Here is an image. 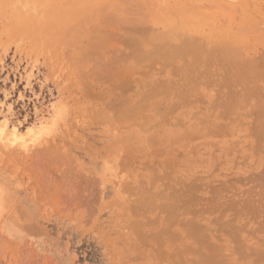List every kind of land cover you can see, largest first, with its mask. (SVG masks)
<instances>
[{"label": "rangeland", "instance_id": "374dc122", "mask_svg": "<svg viewBox=\"0 0 264 264\" xmlns=\"http://www.w3.org/2000/svg\"><path fill=\"white\" fill-rule=\"evenodd\" d=\"M263 49L264 0H0V264H264Z\"/></svg>", "mask_w": 264, "mask_h": 264}, {"label": "bare ground", "instance_id": "6f19581e", "mask_svg": "<svg viewBox=\"0 0 264 264\" xmlns=\"http://www.w3.org/2000/svg\"><path fill=\"white\" fill-rule=\"evenodd\" d=\"M126 1H129V0H126ZM140 2H141V1H140ZM125 3H126V2H125ZM146 3H147V2H146ZM142 4H143V3H142ZM103 5H104V3H103ZM147 6H148V5H147ZM209 7H210V6H209ZM102 8H103V7H102ZM117 8H118V7H117ZM117 8H116V9H117ZM148 8H149V6H148ZM188 10H189V9H188ZM188 10H187V11H188ZM111 13H112V12H111ZM109 14H110V13H109ZM112 14H113V13H112ZM175 14H176V13H175ZM204 14H205V13H204ZM205 15L207 16V14H205ZM221 20L223 21L224 19H221ZM225 20H226V19H225ZM115 21H116V20H115ZM199 21H200V20H199ZM202 21H203V20L201 19V22H202ZM208 21H209V20H208ZM208 21H207V22H208ZM197 22H198V19H197ZM176 23H177V22H176ZM194 23H196V21H195ZM209 23H210V22H209ZM122 25H123V24H122ZM221 25H222V24H221ZM179 26H180V25H179ZM208 26H209V25H208ZM210 26H211V25H210ZM126 27H128V26H126ZM175 27H177V26H175ZM180 28H181L182 30H181ZM180 28L178 27L179 30H177V32H178V31H179V32L182 31V32L184 33L185 30L182 28V26H180ZM244 28H245V27H244ZM171 29H173V28H171ZM257 29H258V28H257ZM257 29H256V30H257ZM220 30H221V28H220ZM241 30H242V29H241ZM168 31H169V29H168ZM170 31H171V30H170ZM212 31H213V26H212ZM254 31H255V30H254ZM171 32H174V30H172ZM171 32H170V34H171ZM228 32H229V31H228ZM161 33H162V34H160V35L163 36V32H161ZM165 33H166V32H165ZM185 33H186V32H185ZM212 33H213V32H212ZM95 34H96V33H95ZM105 34H106V33H105ZM107 34H108V33H107ZM142 34H144V33H142ZM181 34H182V33H181ZM186 34H187V33H186ZM220 34L222 35V33H220ZM93 35H94V34H93ZM128 35H129V34H128ZM128 35H126V38H127ZM175 35H176V34H175ZM218 35H219V34H218ZM221 35H220V36H221ZM112 36H113V37H112ZM112 36H111L112 38H114V39L116 38L115 35H112ZM169 36H170V35H168V33H167V36H166V37H169ZM176 36H177V35H176ZM220 36H219V37H220ZM109 37H110V36H109ZM166 37H164V38H166ZM178 37H179V39L181 38V37H180V34H179ZM186 37L188 38V40L186 39L187 42L185 41L186 44H187V46H189V44H191V43L195 45V43H193V41H190V40H192V39H189L188 36H186ZM186 37H185V38H186ZM213 37H214V36H213ZM215 37H216V36H215ZM215 37H214V38H215ZM228 37H229V36H228ZM185 38H184V39H185ZM116 39H118V37H117ZM120 39H121V37H120ZM132 39H133V38H132ZM181 39H182V38H181ZM218 39H219V38H218ZM221 39H222V38H221ZM228 39H229V38H228ZM231 39H232V38H231ZM164 40L166 41V39H164ZM168 40H169V39H167V41H168ZM193 40H195V42H196V39H193ZM215 40H217V38H216ZM219 40H220V39H219ZM222 40H223V39H222ZM233 40H234V39H233ZM181 41H182V40H181ZM181 41H180V42H181ZM183 41H184V40H183ZM183 41H182V42H183ZM229 41H230V40H229ZM99 42H100V41H99ZM180 42H179V44H181ZM190 42H191V43H190ZM215 42H216V41H215ZM215 42H214V43H215ZM83 43H84V42H83ZM139 43H140V42H139ZM167 43H168V42H167ZM222 43H223V41H222ZM99 44H100V43H99ZM104 44H105V43H104ZM140 44H141V43H140ZM179 44H178V45H179ZM183 44H184V43H183ZM186 44H184V46H185ZM217 44H218V42H217ZM220 44H221V43H220ZM223 44H226V42L223 43ZM228 44H229V43H228ZM231 44H232V42H231ZM107 45H108V44H107ZM194 45H192V46H194ZM196 45H197V44H196ZM200 45H201V43H200ZM200 45H198V47H197L198 49H199ZM202 45H203V44H202ZM202 45H201V47H204V46H202ZM211 45H212V44H211ZM213 45H215V44H213ZM218 45H219V44H218ZM83 46H84V45H83ZM120 46H121V45H120ZM179 46H181V45H179ZM182 46H183V45H182ZM223 46H226V45H223ZM106 47H107V46H106ZM106 47H105V45H103V48L106 49ZM201 47H200V48H201ZM216 47H217V46H216ZM235 47H238V46H235ZM123 48H124V47H123ZM125 48H126V47H125ZM128 48H129V47H128ZM186 48H189V47H186ZM191 48H192V47H191ZM197 48H196V50H197ZM209 48H210V47H209ZM209 48H208V49H209ZM233 48H234V47H233ZM238 48H239V47H238ZM107 49H108V48H107ZM116 49H118V47H117ZM120 49H121V48H120ZM120 49H119V50H120ZM184 49H185V48H184ZM202 49H203V48H202ZM205 49H206V48H205ZM208 49H207V50H208ZM218 49H219V48H218ZM223 49H224V48H223ZM239 49H240V48H239ZM109 50H110V49H108L107 51H109ZM139 50H140V49H139ZM189 50H192V49H189ZM101 51L103 52L104 49H102ZM107 51H106V52H107ZM114 51H116V50L114 49ZM120 51H121V50H120ZM123 51H124V49H123ZM127 51H128V50H127ZM133 51H134V50H133ZM146 51H147V50H146ZM197 51H198V50H197ZM203 51H204V50H203ZM235 51H236V50H235ZM260 51H261V50H260ZM263 51H264V49H263ZM263 51H262V53H263ZM110 52L115 53V52H113V51H109V52L106 53V54L108 55ZM136 52H137V51H136ZM181 52H182V50H181ZM184 52H185V51H184ZM223 52H224V51H223ZM119 53H120V52H119ZM126 53H127V52H126ZM203 53H204V52H203ZM221 53H222V52H221ZM239 53L242 55L241 51H240ZM262 53H261V54H262ZM135 54H136V53H135ZM150 54H151V53H150ZM152 54H153V53H152ZM189 54H190V53H189ZM234 54H236V53H234ZM82 55H84V54H82ZM86 55L88 56V54H86ZM103 55H104V54H103ZM103 55H102V57H103ZM113 55H114V54H113ZM117 55H118V54H117ZM124 55H125V54H124ZM139 55H140V53H139ZM182 55H183V54H182ZM185 55H186V54H185ZM190 55H191V59H194V58H192V54H190ZM197 55H199V54H197ZM222 55H223V54H222ZM262 55H264V54H262ZM87 56H86V58H87ZM89 56H90V54H89ZM91 56H92V54H91ZM108 56H109V55H108ZM114 56H116V55H114ZM143 56H144V55H143ZM143 56H142V57H143ZM150 56H151V55H149L148 57H150ZM159 56H160V55H159ZM162 56H163V55H162ZM110 57H111V54H110ZM110 57H109V58H110ZM144 57H145V56H144ZM164 57H165V55H164ZM181 57H182V56H181ZM185 57H186V56H183L182 58L184 59ZM208 57H209V56H208ZM213 57H214V56H213ZM222 57H223V56H222ZM222 57H221V58H222ZM227 57H228V56H227ZM227 57H226V58H227ZM234 57L237 59V56H234ZM239 57H240V56H239ZM239 57H238V59H239ZM258 57H259V54H258ZM94 58H96V57H94ZM134 58H136V57H134ZM161 58H162V57H161ZM204 58H205V57H204ZM206 58H207V55H206ZM260 58H261V57H260ZM90 59H92L91 61H93V56H92ZM90 59H89V60H90ZM112 59H113V58H112ZM112 59L110 58L109 60H112ZM146 59H147V58H146ZM213 59H214V58H213ZM215 59H216V58H215ZM238 59H237V60H238ZM242 59H243V58H242ZM250 59H251V58H250ZM72 60H73V59H72ZM74 60H75V59H74ZM78 60H80V59H78ZM89 60H88V61H89ZM95 60L98 61V59H95ZM95 60H94V61H95ZM109 60H107V61H109ZM113 60H114V59H113ZM118 60H119V59H118ZM139 60H140V59H139ZM152 60H153V59H151V61H152ZM154 60H155V59H154ZM194 60H195V59H194ZM197 60H198V58H197ZM208 60H209V58H208L206 61L208 62ZM258 60H259V59H258ZM260 60H264L263 57H262ZM81 61H82L83 63H85V62H84L85 60L83 61V59H82ZM125 61H126V60H125ZM149 61H150V60H149ZM185 61H186V60H185ZM206 61H205V62H206ZM211 61H212V59H211ZM221 61H222V60H221ZM223 61L226 63V59L223 60ZM232 61H233V60H231V62H232ZM240 61H241V60H240ZM244 61H245V60H243V62H244ZM247 61H248V59L246 60V62H247ZM251 61H252V60H251ZM255 61H256V59H255ZM110 62H111V61H109V63H108V64L106 63V64L109 66ZM156 62H158V61H156ZM156 62H154V63H156ZM190 62H191V61H189V63H190ZM192 62H194V61L192 60ZM192 62H191V63H192ZM212 62H213V61H212ZM217 62H218V61H217ZM217 62H216V63H217ZM233 62H234V61H233ZM235 62H236V61H235ZM241 62H242V61H241ZM249 62H250V61H249ZM261 62H262V61H261ZM98 63H99V61L97 62V64H98ZM159 63H160V61H159ZM183 63H184V62H183ZM216 63H215V64H216ZM219 63H220V62H219ZM239 63H240V62H239ZM244 63H245V62H244ZM253 63H254V62H253ZM262 63H263V62H262ZM104 64H105V63H104ZM124 64H125V63H124ZM142 64H143V63H142ZM236 64H238V63H236ZM240 64H241V63H240ZM240 64H239V65H240ZM242 64H243V63H242ZM242 64H241V65H242ZM254 64H255V66H254L255 68H257V67L259 68V66L256 67V64L258 65L257 62L254 63ZM98 65H99V64H98ZM107 65H106V66H107ZM134 65H135V64H134ZM139 65H140V64H139ZM153 65H154V64H153ZM224 65H225V64H224ZM245 65H246V63H245ZM245 65H244V66H245ZM248 65H249V64H248ZM250 65H252V64H250ZM263 65H264V64H263ZM103 66H104V65H103ZM158 66H159V64H158ZM193 66L195 67V65H193ZM205 66H206V65H205ZM210 66H211V65H210ZM261 66H262V65H261ZM113 67H114V66H113ZM180 67H181V66H180ZM182 67H184V66L182 65ZM191 67H192V66H191ZM94 68H95V67H93V69H94ZM157 68L159 69V68H162V67H157ZM187 68H188V67H187ZM192 68H193V67H192ZM201 68H202V67H200V69H201ZM205 68H206V67H205ZM211 68H213V66H212ZM220 68H221V67H220ZM220 68H219V69H220ZM255 68H253V69L255 70ZM95 69H97V68H95ZM98 69H100V68H98ZM111 69H112V66H111ZM181 69H182V68H181ZM200 69H199V70H200ZM202 69H203V68H202ZM215 69H217V68H215ZM237 69H239V68H237ZM242 69H243V68H242ZM245 69H247V68H245ZM260 69H261V68H260ZM81 70H82V67H81ZM105 70H106V69H105ZM108 70H109V69H108ZM161 70H162V69H161ZM196 70H197V69H196ZM221 70H222V68H221ZM239 70H240V69H239ZM261 70H264V68L261 69ZM79 71H80V69H79ZM123 71H124V70H123ZM125 71H126V70H125ZM163 71H164V70H163ZM189 71H190V70H189ZM197 71H198V70H197ZM209 71H210V70H209ZM213 71H214V70H213ZM240 71H241V70H240ZM248 71H249V69H248ZM255 71L258 72V69L255 70ZM80 72H81V71H80ZM94 72H95V71H93V73H94ZM96 72H97V73H100L98 70H97ZM106 72H107V71H106ZM110 72H111V71H110ZM110 72H109V73H110ZM114 72H115V70H114ZM159 72H160V71H159ZM173 72H174V71H173ZM187 72H188V71H187ZM190 72H191V71H190ZM198 72H199V71H198ZM222 72H224V71H222ZM243 72H244V71H243ZM245 72H246V70H245ZM260 72H261V71H260ZM260 72H258V75H259V76H260ZM81 73H82V72H81ZM93 73H92V75H93ZM97 73H95V74L97 75ZM109 73H107V74L105 73L106 75H105V74H103V75L107 76V75H109ZM111 73H113V72H111ZM162 73H163V72H162ZM191 73H192V72H191ZM215 73H216V72H214V74H215ZM218 73H219V72H218ZM263 73H264V72H263ZM82 74H83V73H82ZM100 74H101V73H100ZM207 74H208V73H207ZM209 74H210V73H209ZM240 74H241V73H239L238 75L241 76ZM78 75L80 76L79 79L81 80V76H82V75H80V73H79V74H76V77H77ZM184 75H185V74H184ZM201 75H202V74H201ZM211 75H212V74H211ZM258 75H257V76H258ZM262 75H263V74H262ZM79 76H78V77H79ZM93 76H95V75H93ZM98 76H102V74H101V75H98ZM98 76H97V78H98ZM105 76H104V78H106ZM109 76H112V74L109 75ZM186 76H187V74L185 75V77H186ZM198 76H199V75H198ZM215 76H216V75H214L213 77H215ZM218 76H219V75H218ZM246 76H247V75H246ZM246 76H244V77H246ZM252 76H253V75H252ZM78 77H77V78H78ZM190 77H191V76H190ZM193 77H194V75H193ZM203 77H204V76H203ZM205 77H206V76H205ZM210 77H211V76H209V77H207V78H209V80L212 82V80L210 79ZM216 77H217V76H216ZM249 77H250V75H249ZM84 78H85V77L83 76V79H84ZM104 78H101V79H104ZM188 78H189V77H188ZM261 78H262V77H261ZM83 79H82V81H83ZM101 79H100V80H101ZM159 79H160V78H159ZM177 79H178V78H177ZM184 79H185V78H184ZM189 79H190V78H189ZM194 79H195V77H194ZM199 79H200V78H199ZM224 79H225V78H224ZM224 79H223V80H224ZM255 79H256V78H255ZM257 79H258V77H257ZM178 80H180V79H178ZM185 80H186V79H185ZM192 80H193V78H192ZM209 80H208V81H209ZM165 81H166V80H165ZM261 81H262V79H261ZM174 82H175V81H174ZM177 82H179V81H177ZM200 82H202V81H200ZM224 82H225V81H224ZM262 82H263V85H264V81H262ZM86 83H88V82H86ZM160 83H161V82H160ZM182 83H183V81H182ZM204 83H205V82H204ZM206 83H207V82H206ZM206 83H205V85H206ZM80 84H81V83H80ZM167 84H169L168 81H167ZM179 84H180V82H179ZM212 84H213V83H212ZM78 85H79V84H78ZM81 85H82V84H81ZM113 85H114V84H113ZM123 85H124V84H123ZM123 85H122L121 89L123 88ZM139 85H140V84H139ZM149 85H150V84H149ZM153 85H155V84H153ZM156 85H159V84H156ZM164 85H165V84H164ZM207 85H209V84H207ZM207 85H206V86H207ZM255 85H257V84H255ZM82 86H83V85H82ZM137 86H138V84H137ZM140 86H141V85H140ZM140 86H139V87H140ZM168 86H169V85H168ZM176 86H178V84H176ZM83 87H84V86H83ZM117 87H118V86H117ZM161 87H162V86H161ZM178 87H180V86H178ZM190 87H191V86H190ZM211 87H212V86H211ZM255 87H256V86H254V88H255ZM80 88L83 89L82 87H80ZM84 88H86V87H84ZM127 88H128V86H127ZM127 88H124V91H126ZM153 88H154V87H153ZM170 88H171V86H170ZM194 88H195V87H194ZM194 88H193V91L195 90ZM213 88L215 89V87H213ZM219 88H220V87H219ZM262 88H263V87H262ZM77 89H78V88H77ZM121 89H120V90H121ZM125 89H126V90H125ZM145 89H146V88H145ZM148 89H149V88H148ZM176 89H177V88H176ZM151 90H152V89H151ZM166 90H167V89H166ZM169 90H170V89H169ZM191 90H192V89H191ZM217 90H218V89H217ZM219 90H220V89H219ZM122 91H123V90H122ZM144 91H148V90L146 89V90H144ZM160 91H161V90H160ZM164 91H165V89H164ZM176 91L178 92V90H175V91H173V93H175ZM85 92H86V91H85ZM142 92H143V91H142ZM148 92H151V91H148ZM148 92H147V94H148ZM256 92H257V91H256ZM81 93H82V92H81ZM86 93L88 94V92H86ZM151 93H152V92H151ZM223 93H224V90H223ZM225 93H226V92H225ZM227 93H228V91H227ZM257 93H258V95H257L255 101L253 102V105H254V106H258V105L262 102L261 100L264 99V89H263V90L261 89V91H259V92H257ZM89 94H90V93H89ZM115 94H116V93H115ZM122 94H123V93H122ZM214 94H215V93H214ZM112 95H114V94H112ZM140 95H141V94H140ZM179 95H180V94H179ZM186 95H187V94H186ZM225 95H227V94H225ZM146 96H147V95H146ZM223 96H224V95H223ZM105 97H106V96H105ZM179 97H180V96H179ZM214 97H215V96H214ZM214 97H213V98H214ZM221 97H222V96H221ZM121 98H122V97H121ZM124 98H125V97H124ZM128 98H129V97H128ZM136 98H137V97H136ZM138 98H139V97H138ZM140 98H141V97H140ZM177 99H179V98H177ZM186 99H187V98H186ZM114 100H115V99H114ZM116 100H117V99H116ZM119 100H121V99L119 98ZM215 100H216V99H215ZM220 100H221V99H220ZM144 101H145V98H144ZM178 101H180V100H178ZM226 101H227V100H226ZM127 102H128V101H127ZM217 102H218V101H217ZM222 102H223V101H222ZM227 102H228V101H227ZM121 103H122V102H121ZM180 103H181V101H180ZM210 103H211V102H210ZM119 104H120V103H119ZM119 104H118V105H119ZM220 104H221V103H219L218 105L220 106ZM225 104L227 105L228 103L225 102ZM123 105H124V104H123ZM126 105H127V107L129 108V105H128L127 103H126ZM210 105H211V104H210ZM214 105H215V104H214ZM232 105H233V104H232ZM232 105H231V106H232ZM234 105H235V104H234ZM46 106H47V105H46ZM124 106H125V105H124ZM211 106H212V105H211ZM239 106H240V105H239ZM239 106H238V107H239ZM44 107H45V106H44ZM221 107H222V105L220 106V108H221ZM226 107H229V106H226ZM235 107H236V106H235ZM235 107H234V108H235ZM128 108H127V109H128ZM215 108H216V107H215ZM232 108H233V107H232ZM125 109H126V108H125ZM131 109H132V108H131ZM211 109H212V108H211ZM226 110H228V109H226ZM231 111H234V110H231ZM239 112H240V111H239ZM252 112H253V111H252ZM231 113H232V112H231ZM237 113H238V112H237ZM241 113H242V112H241ZM229 114H230V113H229ZM249 114H251V113H249ZM125 115H126V114H125ZM127 115H128V114H127ZM127 115H126V116H127ZM253 115H254V113H253ZM121 116H123V115H121ZM128 116H129V115H128ZM247 116H248V115H247ZM255 117H256V120L258 119V121H262V120H264V114H262V115H260V116L258 115V116H255ZM263 129H264V128H263ZM258 131H259V130H258ZM262 132H263V133H262ZM262 132L260 131V134H264V131H262ZM260 134H259V136H262V135H260ZM127 135H128V134H127ZM263 136H264V135H263ZM262 139L264 140V138H261L260 140H262ZM125 141H126V140H125ZM127 143H129V142L127 141ZM8 149H9V148H8ZM8 149H7V150L5 149V150H6V153H7V151H9ZM11 150H12V149H11ZM18 150H19V149H18ZM46 150L48 151V148H47ZM263 150H264V149H263ZM2 151H4V150H2ZM14 151H17V149H15ZM14 151H13V152H14ZM31 151H32V150H31ZM49 151H50V149H49ZM11 152H12V151H11ZM21 152H22V151H21ZM32 152H33V151H32ZM3 153H4V152H3ZM15 153H16V152H14V154H15ZM17 153H19V151H18ZM17 153H16L15 155H17ZM36 153H39V152L36 151ZM7 154H8V153H7ZM9 154H10V151H9ZM9 154H8V155H9ZM11 154H13V153H11ZM39 154H40V153H39ZM24 155H25V154H24ZM34 155L36 156V154H34ZM37 155H38V154H37ZM13 156H14V155H13ZM17 156H18L19 158L21 157V156H19V155H17ZM22 156H23V155H22ZM25 158H26V157H25ZM18 160H19V159H18ZM23 160H24V159H23ZM26 161H27V160H26ZM28 163H29V162H28ZM25 164H26V163H25ZM259 166H260V165H259ZM262 170H263V169H262ZM263 171H264V170H263ZM262 174H263V173H262ZM263 175H264V174H263ZM247 177H248V176H247ZM256 180H258V179H256ZM259 180H260V179H259ZM240 181H241V180H240ZM256 183H257V182H256ZM259 185H260V184H259ZM260 187H261V186H260ZM259 189H260V188H259ZM263 189H264V187H263ZM253 190H254V189H253ZM74 191H75V190H74ZM183 191L185 192V190H183ZM76 192H77V191H76ZM191 192H193V191H191ZM251 192H252V190H251ZM74 193H75V192H74ZM181 193H183V192H181ZM185 193H186V192H185ZM188 193H189V191H188ZM77 194H78V193H76V195H77ZM183 195H184V194H183ZM190 195H191V194H190ZM190 195H189V196H190ZM212 195H213V194H212ZM256 195H257V194H256ZM193 196H194V194H193ZM193 196H192V199L190 198L191 200L188 199V202H189V201L191 202V201L194 200V199H193V198H194ZM213 196H214V195H213ZM249 196H250V195H249ZM261 196H262V195H261ZM69 197H70V196H69ZM182 197H183V196H182ZM187 198H188V197H187ZM218 198H219V196H218ZM251 198H252V197H251ZM251 198H250V199H251ZM257 198H258V197H257ZM260 198H261V197H260ZM262 198H263V197H262ZM82 199H83V198H82ZM82 199H81V201H82ZM172 199H173V198H172ZM220 199H221V198H220ZM176 200H178V199H177V196H176ZM180 200H181V197H180ZM184 200H185V199H184ZM224 200H225V199H224ZM248 200H249V199H248ZM79 201H80V200H79ZM170 201H171V200H170ZM194 201H196V200H194ZM179 202H180V201H179ZM181 202H182V201H181ZM215 202H216V201H215ZM177 203H178V202H177ZM191 203H192V202H191ZM246 203H247V202H246ZM170 204H171V203H170ZM248 204H251V203L249 202ZM248 204H247V205H248ZM178 205H180L179 208L182 207L181 204H178ZM189 205H191V204H189ZM210 205H211V204H210ZM252 205H253V204H252ZM1 206H2V205H1ZM253 206H254V205H253ZM255 206H256V205H255ZM189 207H190V206H189ZM191 207H192V205H191ZM171 208H172V207H171ZM184 208H185V206H184ZM184 208H183V209H184ZM183 209H180V212H182ZM187 209H188V208H187ZM193 209H194V208H193ZM223 209H224V208H223ZM253 209H254V208H253ZM175 210H177V208H175ZM175 210L173 211V213L176 212ZM185 210H186V209H185ZM185 210H184V211H185ZM188 210H189V209H188ZM16 211H17V210H16ZM178 211H179V210H178ZM191 211H192V210H191ZM193 211H194V210H193ZM193 211H192V212H193ZM17 212H18V211H17ZM186 212H188V211L186 210ZM192 212H191V213H192ZM169 213H170V212H169ZM188 213H189V212H188ZM177 215H178V213H177ZM177 215H176L175 217H178ZM194 215H196V213H195ZM190 219H192V218H190ZM185 221H187V220H185ZM197 221H198V220H197ZM187 222H188V221H187ZM225 222H226V221H225ZM190 223H191V220H190ZM194 223H195V222H194ZM198 223H199V222H198ZM195 224H196V223H195ZM226 224H227V223H226ZM191 225H192V224H191ZM230 225H231V224H230ZM230 225H229V226H230ZM189 226H190V224H189ZM195 226H196V228H197L198 226H200V223H199V225H198V224L194 225V227H195ZM229 226H228V227H229ZM192 227H193V226H192ZM192 227H191V228H192ZM191 228H190V229H191ZM196 228H195V229H196ZM200 228H201V227H200ZM187 230H188V229H187ZM188 232H189V231H188ZM195 232H197V231L195 230ZM204 232H205V234H206V231H204ZM204 232H203V233H204ZM196 234H197V233H196ZM196 234H195V235H196ZM198 235H199V234H198ZM200 235H201V234H200ZM202 235H203V234H202ZM186 236H187V235H186ZM196 236H197V235H196ZM198 237H199V236H198ZM201 238H202V237H201ZM193 239H194V238H193ZM194 240H195V239H194ZM197 240H198V239H197ZM206 241H207V240H206ZM206 245H207V244H206ZM204 246H205V245H204ZM215 246H216V243H215ZM218 246H219V245H218ZM213 247H214V246H213ZM216 247H217V246H216ZM214 249H216V248H214ZM207 251H208V250H207ZM216 251H217V250H215V252H216ZM212 252H213V251H212ZM208 254H209V253H208ZM211 254H212V253H211ZM206 255H207V254H206ZM214 256L217 257L218 255L215 254ZM211 257L214 258L213 256H211ZM228 258H229V257H228ZM223 259H224V258H223ZM207 260H208V259H207ZM210 260H211V259H210ZM213 260H214V259H213ZM224 260H225V259H224ZM212 262H213V261H212ZM218 262H219V261H218ZM221 262H223V260H222ZM221 262H220V263H221ZM209 263H210V262H209ZM209 263H208V264H209ZM214 263H215V262H214ZM220 263H219V264H220ZM224 263H225V262H224ZM222 264H223V263H222Z\"/></svg>", "mask_w": 264, "mask_h": 264}]
</instances>
